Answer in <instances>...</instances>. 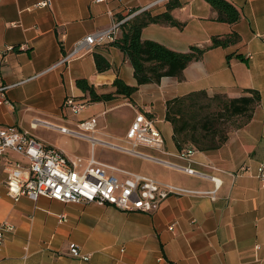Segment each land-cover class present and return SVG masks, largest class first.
I'll return each instance as SVG.
<instances>
[{"label":"crops","instance_id":"0c3cea01","mask_svg":"<svg viewBox=\"0 0 264 264\" xmlns=\"http://www.w3.org/2000/svg\"><path fill=\"white\" fill-rule=\"evenodd\" d=\"M156 1L0 0V85L7 86L10 101L0 104V127L29 131L46 145L67 151L43 141V128H54L31 125L44 120L69 129L64 123L68 122L79 130L81 120L96 116L97 126L90 134L121 143L135 114L142 111L153 117L164 146L140 145V151L174 164H189L214 176L216 183L137 157L146 165L130 171L189 192L169 196L151 212L62 202L44 195L36 200L13 197L5 169L14 161L24 163L25 158L8 151L0 158V228L10 223L13 229L4 232L0 264H264V187L256 176L258 163L264 161V0H227L241 14L234 24L216 20L205 0H179L181 6L171 13L183 27L150 23L141 31L143 40L181 52L191 45L206 46L213 35L231 31L240 35V41L206 50L188 63L180 77L163 76L159 82L140 84L130 98L119 95L86 103L78 113L64 104L69 96L86 100L77 79L100 89H111L117 77L137 83L133 66L110 40L76 54L73 49L80 39L111 28L119 16L127 17L131 10L137 13ZM166 1L146 10L163 12ZM119 34L118 30L115 37ZM8 46L14 49L6 51ZM94 53L107 59V70L97 69ZM246 88L260 94L252 118L234 129L220 147L196 149L191 161L181 158L172 125L165 119L166 102L198 90L234 98L246 94ZM243 163L249 169L239 171ZM61 213L66 214L65 221H59ZM73 245L89 259L72 256Z\"/></svg>","mask_w":264,"mask_h":264},{"label":"built area","instance_id":"2783aa9c","mask_svg":"<svg viewBox=\"0 0 264 264\" xmlns=\"http://www.w3.org/2000/svg\"><path fill=\"white\" fill-rule=\"evenodd\" d=\"M158 1L147 5L144 9L158 4ZM134 14L135 12L126 18H130ZM121 22L123 20L115 22L107 30H99L80 39L75 43L73 54L90 49L97 43L113 41ZM20 48H25V45H20ZM12 49L14 46H8L5 50ZM248 57L250 58L251 55L249 54ZM6 88V85H0V104H10L5 93ZM64 104L70 107L73 113H78L85 106L84 102H79L71 96L65 99ZM78 124L82 130L80 132L52 125L44 120H37L31 126L35 128L37 125H43L63 133L84 136L91 141L92 146L100 143L120 152L176 167L191 175L209 177L215 183L217 181L214 176L205 175L189 164H174L140 151V145L157 149H163L164 146L163 135L155 125L153 117L142 111L135 114L121 143L98 139L90 134L96 129V116L83 119ZM8 151L21 154L25 158L24 163L14 161L5 169L8 193L13 197L26 195L36 200L39 195H44L62 202L97 203L112 205L126 212H151L156 210L169 196L189 192L188 189L174 184L98 160L93 155L88 159L78 155H67L64 150L46 145L29 131L19 130L12 125L0 127V158H3ZM195 151L196 149L188 146L179 150V156L191 161ZM248 169V165L245 163L239 166V171ZM256 176L264 187V161L258 163ZM211 197L215 198V191L211 193ZM66 217L65 213L58 216L59 221H65ZM12 229L13 224L10 223H4L1 226L0 245L4 240V232ZM69 251L74 257L89 259V255L80 253L77 245H73Z\"/></svg>","mask_w":264,"mask_h":264},{"label":"trees","instance_id":"16d2710c","mask_svg":"<svg viewBox=\"0 0 264 264\" xmlns=\"http://www.w3.org/2000/svg\"><path fill=\"white\" fill-rule=\"evenodd\" d=\"M216 13V20L234 24L241 18L237 7L227 0H205ZM166 10L153 13L141 10L132 17L119 16L120 34L110 42L119 49L134 69L135 85L128 84L118 77L111 89H100L89 84L86 79H77L76 85L83 91L82 102L108 101L123 96L130 98L140 84L159 82L163 76L180 77L188 63L199 59L212 48H226L237 44L241 37L236 31L224 35H213L208 45H191L187 51H174L156 41L143 40L141 31L150 23H159L182 28L184 23L177 21L172 11L181 6L179 0H167ZM136 10H131L133 13ZM99 71L107 70L110 63L99 53H94ZM230 59V54L227 55ZM246 94L228 97L225 94L209 96L205 90L191 91L166 102L165 119L173 128V140L179 150L193 147L208 150L220 147L236 128L248 122L255 107L260 102L259 90L244 89ZM76 99V98H75Z\"/></svg>","mask_w":264,"mask_h":264},{"label":"rangeland","instance_id":"374dc122","mask_svg":"<svg viewBox=\"0 0 264 264\" xmlns=\"http://www.w3.org/2000/svg\"><path fill=\"white\" fill-rule=\"evenodd\" d=\"M116 111L120 113L123 110L117 109ZM73 119L75 120V118ZM64 123L72 131H82L80 128L78 130L75 124H70L68 122ZM43 141H48L65 148L67 150L65 151L67 155H78L85 159H88L93 155L98 160H105L107 163L109 162L127 170L140 169L146 165V163L144 164L133 155L113 150L103 144L96 143V147L92 146V143L88 138L73 133H61L54 129L47 130L43 128Z\"/></svg>","mask_w":264,"mask_h":264}]
</instances>
